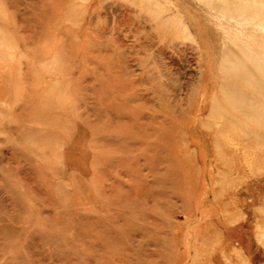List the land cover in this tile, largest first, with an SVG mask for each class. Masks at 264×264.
Segmentation results:
<instances>
[{"label":"rangeland","instance_id":"1","mask_svg":"<svg viewBox=\"0 0 264 264\" xmlns=\"http://www.w3.org/2000/svg\"><path fill=\"white\" fill-rule=\"evenodd\" d=\"M144 2L0 0V264H264V131L218 92L220 19L168 0L191 40Z\"/></svg>","mask_w":264,"mask_h":264},{"label":"bare ground","instance_id":"2","mask_svg":"<svg viewBox=\"0 0 264 264\" xmlns=\"http://www.w3.org/2000/svg\"><path fill=\"white\" fill-rule=\"evenodd\" d=\"M144 1L155 23L165 26L167 22L175 21V28L184 37H188L192 24L189 22V26L184 12L177 4L170 6L168 0ZM195 1L207 7L212 17L220 19L215 18V28L212 29L215 35L212 40V64L215 74L229 82L220 83L219 94L238 115L254 121L264 131V50L256 49L264 45V0ZM235 37L242 38L244 44L236 42ZM188 38H191V34ZM216 109L213 102L212 115ZM225 119L229 124H234L231 117Z\"/></svg>","mask_w":264,"mask_h":264}]
</instances>
